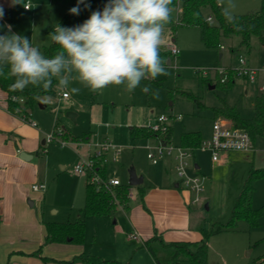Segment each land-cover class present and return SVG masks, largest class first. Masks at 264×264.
I'll return each mask as SVG.
<instances>
[{
	"label": "rangeland",
	"instance_id": "1",
	"mask_svg": "<svg viewBox=\"0 0 264 264\" xmlns=\"http://www.w3.org/2000/svg\"><path fill=\"white\" fill-rule=\"evenodd\" d=\"M219 1L231 17L256 13L261 8V0ZM107 2L108 0H96V10H102ZM23 3L29 4L31 8L26 9L23 5L16 4L7 12L4 11L0 25H11L12 32L28 37L33 46L44 54V46L52 42L48 36V28L56 26L66 16L70 3L64 0H23ZM209 14V11H205L206 16ZM178 15V10L174 8L171 19L175 22ZM78 19L76 16L75 20L64 26L78 25ZM169 25L165 26L160 47V57L167 75H160L154 80L150 77L142 79L140 85L131 92L124 85H109L93 92L77 81H71L68 88L59 89L58 80L53 78L52 88L36 97L31 110L33 120L50 132L45 140L54 131L57 133L55 139L46 144L52 162L46 212L52 222L76 221L82 217L79 210L86 203L84 185L87 178L78 176L74 169L80 158L88 155V146L75 145L76 140H73L74 143L69 142V139L62 136L64 133L78 137L87 132L91 135L92 144L106 139L121 146L119 161L109 163L110 174L116 173L122 182L127 183L129 171L134 169L137 176L143 177L145 186H148L160 184L164 176H168L172 182L181 181L176 173L174 158L166 157L159 164H153L147 156V147H155L159 143L156 137L142 133V129L151 123L152 117L161 114L182 116V120L174 122L172 135L168 137L174 144L179 143L182 132L188 131H200L207 139L214 123L212 109L222 104L221 99L237 106L244 118L252 117L258 87L250 82L246 85V81L241 80L226 92L221 86L217 87L220 85L221 75L216 68L233 64L232 67L225 68L231 71L238 66L240 53L251 58L252 64L264 65V44L260 39L253 37L248 50L240 49V38L233 36L223 40L225 50H210L201 42L198 28L180 27L174 32ZM6 32L7 28L0 27V35ZM173 47L181 54H171ZM221 53L225 55L222 60L219 59ZM203 71L208 72V76H204ZM206 79L209 81L206 82ZM72 87L80 88V92L72 94ZM34 88L42 87L29 85L25 89ZM245 88L248 89L247 94ZM64 93L68 95L67 98L63 97ZM185 93L195 96L200 105L185 97ZM15 100L23 102L21 97ZM69 114L74 115V118L69 117ZM62 141H67L68 144L62 145ZM254 146L253 152H223L217 163L212 161L209 152L196 151L201 171L191 172L206 180L200 193V201L194 207V217H198L202 228L209 233L231 221L234 206L241 197L251 169L264 168V138L258 137ZM255 181L252 206L258 209L264 207V178ZM78 185L81 187L80 198L79 194L76 195ZM138 203L139 199L136 197L130 200V207L133 208ZM126 213L127 210L118 207L111 216L85 219L84 248L95 258L94 264L97 259L100 261V257L123 264H156L150 252L144 247L140 248L143 246L142 241L130 239L136 233L132 231ZM115 221L119 223L116 224ZM209 241V264H264V216L257 228H249L245 221L240 220L236 228L211 235Z\"/></svg>",
	"mask_w": 264,
	"mask_h": 264
},
{
	"label": "crops",
	"instance_id": "2",
	"mask_svg": "<svg viewBox=\"0 0 264 264\" xmlns=\"http://www.w3.org/2000/svg\"><path fill=\"white\" fill-rule=\"evenodd\" d=\"M11 2L12 0H0V6L7 12L13 7ZM219 3L222 4L220 1ZM223 47L219 50L226 49L224 44ZM240 55L242 54L240 53L238 58ZM224 56L221 53L219 59L222 60ZM246 58L252 67L263 66L262 63L254 65L251 58L247 56ZM232 65H224L222 68H229ZM239 81L241 80H238L235 86ZM263 81L264 75H261L256 82L251 83L258 87L257 95L262 93L260 88ZM245 84L249 85L248 82ZM247 93L248 89L245 88V94ZM29 118L33 119V115ZM154 118H151V122ZM174 122L171 123V128ZM130 130L132 131V128ZM49 133L44 126L37 123L34 127L23 116L12 113L9 109V94L0 86V264H89L95 259L91 253L86 252L85 243L73 244L70 241L46 243L45 224L52 222V218L46 212L48 181L52 177V162L45 140ZM62 136L72 143L75 142L73 140L86 138V142H77L81 144L75 145L88 146V155L93 152L94 144L91 143L90 133L85 132L78 137L64 133ZM22 154L26 157L22 158ZM191 170L197 173L201 171L196 154L191 160L190 173L197 175ZM108 175L109 178H118L116 173L110 174L109 165ZM36 184L46 185V190L34 191L32 187ZM141 186V189L138 186L135 188L131 186L129 189L131 200L138 197L139 203L129 208L126 213L132 231L139 235V240L134 239L136 242L142 241L144 245L153 238H158L166 244L196 243L202 240V223L198 217H194L196 204L191 203L194 194L183 189L181 181L172 182L168 176H164L160 184L145 186L143 181ZM85 187L86 184L84 190ZM141 190L144 192L142 196ZM80 193L81 187L78 185L76 195L79 194V198ZM81 211L82 208L79 210L80 215ZM81 255H90L89 261H82L79 258ZM112 261L100 257V261L97 259L95 264H112Z\"/></svg>",
	"mask_w": 264,
	"mask_h": 264
},
{
	"label": "trees",
	"instance_id": "3",
	"mask_svg": "<svg viewBox=\"0 0 264 264\" xmlns=\"http://www.w3.org/2000/svg\"><path fill=\"white\" fill-rule=\"evenodd\" d=\"M69 2V9L77 5V0H64ZM85 4L90 7L85 8ZM96 0H84V4L80 5L81 11L79 15H73L68 12L63 16L62 20L57 24L64 26L67 22L73 21L78 16V21L83 23L89 18L92 11H96ZM172 9L182 8V13L178 15L177 20H171L170 28L176 32L180 27H194L200 31L201 42L206 49L219 50L223 46V40L237 36L240 38L239 48H251L253 37L260 39L264 44V0H261V8L258 12L252 14H240L233 16L230 21L228 15L225 14V8L218 0H172L170 5ZM205 11H209L208 16ZM208 18L212 20L209 21ZM56 24V25H57ZM55 27V26H54ZM54 27H49L48 32H52ZM48 33V34H49ZM44 55L52 57L59 50V46L54 42L44 47ZM7 72V69H5ZM222 77V75H221ZM14 78L5 79L0 77V86L9 94V109L12 113L29 118L32 115L36 97L44 93L42 88L24 89L23 91H14L9 88V85L14 82ZM209 80L206 79V82ZM238 81L235 71L230 69L227 71V81L221 83V86L226 92L233 88ZM185 97L194 100L200 105L195 96L184 94ZM22 98L23 102L15 100ZM222 104L214 107L213 120L224 119L231 123L236 129L246 131L253 143L258 137L264 138V92L258 94L253 101V115L251 118H244L237 106L230 105L225 99H221ZM171 126L164 134L153 133L147 128L142 129L143 134H148L156 137L159 141L170 142L172 135ZM54 135L57 133L54 131ZM204 138L199 131L183 132L180 137L179 145L185 148H199ZM77 142H86V138H80ZM104 180H107L108 166L105 165L98 170ZM264 178V168H252L249 177L245 183L244 190L236 201L233 209L231 221L218 229L209 233L202 230L203 238L196 243H170L166 244L158 238H153L144 243V247L150 252L157 264H180L181 262H190L191 264H209V238L211 235L218 234L228 228H236L237 222L243 220L249 228H257L260 226V220L264 216V207L255 209L252 206V192L255 180ZM131 186L127 183H122L120 186L105 190L98 189L94 184L86 182L85 198L86 203L82 209V217L76 221H68L63 223L50 222L46 223V243H67L70 241L73 244H84L86 236L85 219L87 217L101 218L113 215L118 207L128 210L130 207L131 196L129 189ZM139 189L142 186H138ZM143 191H140L141 196ZM82 261H89L90 255L79 257ZM112 264H122L118 261H112Z\"/></svg>",
	"mask_w": 264,
	"mask_h": 264
},
{
	"label": "clouds",
	"instance_id": "4",
	"mask_svg": "<svg viewBox=\"0 0 264 264\" xmlns=\"http://www.w3.org/2000/svg\"><path fill=\"white\" fill-rule=\"evenodd\" d=\"M16 4L31 8L23 0H12L11 6ZM81 4L84 0H77L69 13L79 15ZM171 4L172 0H108L83 23L54 27L48 36L59 50L52 57L42 54L28 37L12 32L11 25H0L7 28L0 35V77H14L9 85L14 91L29 85L48 91L53 78L59 89L77 81L93 92L109 85H124L134 91L142 79L168 74L160 47L165 26L171 21ZM87 7L90 5L85 4ZM225 14L233 19L227 10ZM3 16L0 6V19ZM70 91L78 94L80 88Z\"/></svg>",
	"mask_w": 264,
	"mask_h": 264
},
{
	"label": "built area",
	"instance_id": "5",
	"mask_svg": "<svg viewBox=\"0 0 264 264\" xmlns=\"http://www.w3.org/2000/svg\"><path fill=\"white\" fill-rule=\"evenodd\" d=\"M26 6L30 7L29 4ZM29 9V8H28ZM178 13H182V8H178ZM211 21V18H208ZM221 48H224L223 46ZM173 55H178L179 50L176 47L171 49ZM217 72L222 75L221 82L227 81V69L218 67ZM235 71L237 79L246 82L254 83L261 75H264V65L260 67H252L248 64V60L245 56L240 55L238 59V66L232 69ZM201 71V70H200ZM204 76H208V72H202ZM261 91L264 92V81L261 85ZM64 98H67V94H63ZM28 123L34 127L37 123L31 119L26 118ZM182 116H167L159 115L155 117L153 121L146 127L153 133H166L169 126L174 121L181 120ZM212 134L209 138L204 139L199 148H185L180 145H175L173 142L159 141L155 147H147L148 158L153 161V164H158L166 157H172L175 160V169L179 178H181V184L183 189L195 194L191 203L197 204L200 201V193L203 191L205 177L193 175L190 173L191 160L193 159L196 151L209 152L212 156L213 162H219L220 154L223 152L243 151L253 152L255 150L254 143L250 135L241 129L234 128L231 123L224 119H218L213 123ZM55 139V135H51L47 138L46 142H52ZM62 145H67V141H62ZM81 144V143H77ZM122 154V147L114 144L110 141H103L93 145V152L86 157H81L80 161L75 165L74 172L78 175L85 176L89 183L94 184L98 189L104 188L105 190H111V188L120 186L122 181L119 178H108L104 180L98 170L105 165H109L110 162L116 163ZM34 191H45L46 185L36 184L33 185ZM131 196V194H130ZM131 239L139 240V236L134 234Z\"/></svg>",
	"mask_w": 264,
	"mask_h": 264
},
{
	"label": "water",
	"instance_id": "6",
	"mask_svg": "<svg viewBox=\"0 0 264 264\" xmlns=\"http://www.w3.org/2000/svg\"><path fill=\"white\" fill-rule=\"evenodd\" d=\"M211 88H215V86H211ZM69 117L71 118H74V115L72 114H69L68 115ZM22 158H25L26 156L24 154L21 155ZM129 185L132 186V187H135V186H140L141 184H143V177H139L137 176V173L134 169H131L129 171Z\"/></svg>",
	"mask_w": 264,
	"mask_h": 264
}]
</instances>
